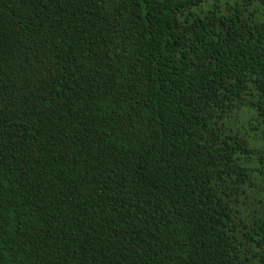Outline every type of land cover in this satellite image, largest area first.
I'll return each mask as SVG.
<instances>
[{
	"label": "trees",
	"instance_id": "obj_1",
	"mask_svg": "<svg viewBox=\"0 0 264 264\" xmlns=\"http://www.w3.org/2000/svg\"><path fill=\"white\" fill-rule=\"evenodd\" d=\"M204 1L0 0V264H264V0Z\"/></svg>",
	"mask_w": 264,
	"mask_h": 264
},
{
	"label": "rangeland",
	"instance_id": "obj_2",
	"mask_svg": "<svg viewBox=\"0 0 264 264\" xmlns=\"http://www.w3.org/2000/svg\"><path fill=\"white\" fill-rule=\"evenodd\" d=\"M221 4H224V3H229V4H232L235 0H219ZM213 4V0H205L204 2H202V4L200 5V7L197 9V12H205L207 11L211 5ZM255 7H258V5H254V8ZM252 8V9H254ZM257 16H258V20L260 21H264V7L262 6H259L258 7V13H257Z\"/></svg>",
	"mask_w": 264,
	"mask_h": 264
}]
</instances>
